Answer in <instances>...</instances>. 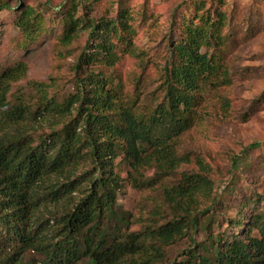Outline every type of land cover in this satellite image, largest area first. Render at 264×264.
Listing matches in <instances>:
<instances>
[{"label": "trees", "instance_id": "16d2710c", "mask_svg": "<svg viewBox=\"0 0 264 264\" xmlns=\"http://www.w3.org/2000/svg\"><path fill=\"white\" fill-rule=\"evenodd\" d=\"M90 1L68 0L64 6L60 18L63 45L76 39L79 9H90ZM208 3L189 0L186 12L174 20L179 36L169 48L162 100L153 107H143L139 96L122 97L121 88L102 70L84 72L96 65L113 68L122 55L132 53L136 30L125 7L115 19L90 21L89 40L78 64L84 75L77 81V93L63 101L39 90L42 96L36 107L20 96L11 105V85L26 74L27 66L16 61L0 71V244L16 243L15 254L1 264H25L23 257L31 250L45 256L42 264H77L84 258L91 264H264V214L246 218L249 230L242 235L214 237L209 232L208 246L191 248L183 260L168 262L167 249L197 229L198 197L211 188L202 173H184L180 183L165 190L172 219L162 224L150 222L139 231L131 230L132 223L141 221L117 208L126 182L143 192L172 176L181 163L190 162L189 156L178 155L177 145L200 121L204 92L231 84L222 57L214 52L227 43V16ZM15 24L29 45L43 33L45 17L26 7ZM77 104L79 114L72 118ZM6 106L9 109L2 112ZM48 116L57 121L38 142L25 134H1L6 128ZM87 162L93 164V172L73 180ZM123 165L129 168L125 179ZM148 168L156 169L154 178H145ZM81 181H89L82 199L54 217L62 225L61 239L43 243L38 231L30 229L34 213L43 205H59L71 198ZM245 223L237 222L236 227ZM253 230L259 237L253 236Z\"/></svg>", "mask_w": 264, "mask_h": 264}, {"label": "rangeland", "instance_id": "374dc122", "mask_svg": "<svg viewBox=\"0 0 264 264\" xmlns=\"http://www.w3.org/2000/svg\"><path fill=\"white\" fill-rule=\"evenodd\" d=\"M188 1L100 0L93 3L91 0L90 9H79L77 17L81 22L76 39L65 46L60 41L64 30L60 18L68 0H0V6L4 7L0 11V71L16 61H23L27 66L26 74L11 85L8 101L14 105L20 96L34 108L44 90L63 101L77 93V81L84 72L102 70L121 88L122 97L139 96L143 107H153L162 100L169 48L179 36L180 29L174 20L186 12ZM26 7L45 17L43 33L29 45L15 24L18 14ZM122 7L132 15L131 23L136 30L132 53L122 55L113 68L96 65L79 72V58L90 36V21L115 19ZM208 7H220L227 16L224 31L227 43L214 52L222 57L231 84L204 92L200 121L177 145L178 155L189 156V163H181L172 176L161 178L156 186L143 192L126 182L118 196V210L131 213L141 221L131 224V230L139 231L147 223L162 224L165 219H172L165 190L180 183L184 173H202L209 178L211 188L199 195L194 213L198 215L197 229L167 249L168 262L183 260L191 248L208 246L209 232L214 237L242 235L244 230H249L246 218L264 214V0H209ZM8 109L9 106L2 108V112ZM79 109V104L72 108V118L79 114ZM56 121V117L48 116L6 128L1 134L9 137L25 134L38 142L41 134L51 132ZM93 170V164L87 162L73 180ZM121 170L122 177L127 178L129 168L123 165ZM143 173L146 179H151L157 171L148 168ZM80 186L68 200L59 205H43L34 213L30 229L38 231L43 243H57L61 239L62 225L54 217L68 212L82 199L89 181H81ZM244 220L243 226L236 227L237 222ZM252 234L259 237L257 230ZM15 252L13 241L0 244V264ZM23 259L25 264H42L45 256L31 250ZM77 264L91 263L84 258Z\"/></svg>", "mask_w": 264, "mask_h": 264}]
</instances>
